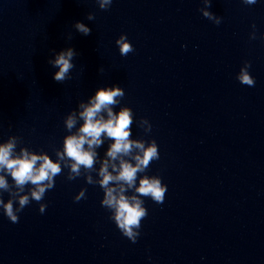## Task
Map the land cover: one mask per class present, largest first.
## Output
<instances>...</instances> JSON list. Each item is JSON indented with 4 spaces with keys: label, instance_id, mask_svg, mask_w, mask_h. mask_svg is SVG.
Returning <instances> with one entry per match:
<instances>
[{
    "label": "water",
    "instance_id": "1",
    "mask_svg": "<svg viewBox=\"0 0 264 264\" xmlns=\"http://www.w3.org/2000/svg\"><path fill=\"white\" fill-rule=\"evenodd\" d=\"M200 7L113 0L105 11L95 0H0V140L20 135L52 155L66 135L64 115L97 87L119 83L121 103L153 126L148 135L133 128L159 145L149 174L168 185L163 204L146 198L133 244L107 219L98 186L60 175L43 215L36 202L18 223L0 215V264H264V46L249 40L253 23L264 33V0H212L219 26ZM78 20L90 35L75 31ZM121 33L135 48L127 56L114 43ZM68 46L76 67L61 84L47 60ZM245 60L254 87L235 79ZM81 187L87 199L74 203Z\"/></svg>",
    "mask_w": 264,
    "mask_h": 264
},
{
    "label": "clouds",
    "instance_id": "2",
    "mask_svg": "<svg viewBox=\"0 0 264 264\" xmlns=\"http://www.w3.org/2000/svg\"><path fill=\"white\" fill-rule=\"evenodd\" d=\"M201 2L203 7L198 11L219 26L223 18L209 10L212 0ZM240 2L251 7L260 0ZM95 3L106 11L113 0H95ZM86 19L93 21L95 14L88 13ZM72 27L83 36L92 32L83 21H76ZM251 28L249 40L259 39L264 46V33L257 35L255 23ZM67 39H72L71 33ZM114 43L121 56L135 51L125 33ZM50 51L47 63L54 70L52 79L61 84L73 79L76 49L68 46ZM250 69L251 62L243 61L235 79L241 85L254 87L256 80ZM98 71L102 73L104 69L101 67ZM125 94L119 83H112L97 87L87 99L78 101L63 117L66 135L58 147L52 148V155L42 148L26 146L20 135H8L0 140V215L10 223H18L20 213L32 202L38 204V212L43 215L48 203L42 201L46 192L54 189L58 176L64 175L67 181L82 177L86 185L99 187L103 193L100 206L108 213L107 219L135 244L142 234V221L148 216L146 198L163 204L168 185L163 183L160 174H149L152 162L160 160L159 145L154 138L134 135V127L148 135L153 126L148 118H137L131 107L121 103ZM86 193L87 187H81L73 202L87 199ZM151 259L149 256L148 260Z\"/></svg>",
    "mask_w": 264,
    "mask_h": 264
}]
</instances>
